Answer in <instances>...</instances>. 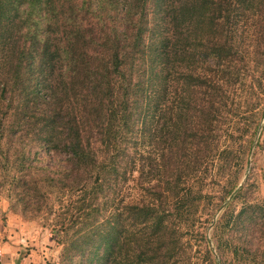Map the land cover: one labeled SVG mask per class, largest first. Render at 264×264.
<instances>
[{
	"label": "trees",
	"instance_id": "1",
	"mask_svg": "<svg viewBox=\"0 0 264 264\" xmlns=\"http://www.w3.org/2000/svg\"><path fill=\"white\" fill-rule=\"evenodd\" d=\"M256 41L264 0H0V192L43 218L62 264H196L184 234L203 199L214 197L211 224L231 197L230 253L257 264L246 233L264 201L248 199V177L240 184L264 116ZM232 123L243 129L235 150L220 144ZM148 148L161 174L130 185ZM40 151L67 161L52 172L34 163ZM216 166L227 171L218 197L204 183ZM204 238L206 264H218Z\"/></svg>",
	"mask_w": 264,
	"mask_h": 264
},
{
	"label": "rangeland",
	"instance_id": "2",
	"mask_svg": "<svg viewBox=\"0 0 264 264\" xmlns=\"http://www.w3.org/2000/svg\"><path fill=\"white\" fill-rule=\"evenodd\" d=\"M260 46H264V43L256 41L255 55L251 52V59L255 57L252 63V67L255 69L261 68L260 64L263 62L262 60L264 58V51L259 50ZM249 49L253 51V46H250ZM248 71L250 72H243V74H247L246 76L248 77L244 79V76L242 86L239 85L245 98H247L245 91L248 90L247 87L251 82V78L256 82L255 76L257 75L255 70L252 71L249 69ZM248 103V100H246L240 111H245L248 107ZM239 117L238 115L236 118ZM233 123L228 131H222L220 144L222 146L227 143H229V145L232 144L235 150L239 140L237 135L243 132V129L241 124L235 125ZM262 123L261 132L257 140L258 145L257 142L254 147L252 145L253 148L251 147L248 154L244 156L240 176V184H243L248 177V183L250 187H252L251 191H249L248 199L253 201V203L260 202V204L264 201V116L260 120L259 125ZM152 149L153 148L140 150L143 154L137 158L139 165L136 171L131 175L130 185L135 184L140 187H146V183H148L146 182L147 179L159 178L161 169H157V173L155 169L157 164L158 167H160L162 163L155 154L154 149ZM35 151H38V148L32 149L33 153ZM165 154H167V152H165ZM148 157L149 159H147ZM66 161L67 156L63 153H47L40 151L38 153V160L34 163L38 166L44 165V167L54 172L55 170L53 168L64 165ZM148 167H151L150 170L152 169V176L148 175ZM226 173L227 171L218 173V166H216V170L214 169L206 176L204 181L205 186L211 188L215 197H218L223 186L227 183ZM162 175L166 176L168 172H162ZM151 181V185H156V180ZM140 187H136L133 191H130V195L132 196L128 198V201L132 197H137ZM122 193L126 196L129 192L128 190H123ZM217 199L218 198H216V200ZM230 201L231 197L222 203V206L216 210L211 224H209L208 222L204 223V219L208 217L206 216L209 212L208 207L214 202V197L210 200L207 198L202 200V205L193 218L192 228L183 236L187 241L185 247L189 249L191 256L193 255L192 261H194V263L206 264L203 251L205 242L204 237H206L208 241L206 242L207 244L209 243L212 256L216 259L218 264H240V259H233L234 255L230 253L232 246L228 245V241H230V235L233 232L226 227L224 215L228 210L237 213L241 208V203L233 201L227 209L225 206L227 203H230ZM246 235H243L242 232H235L234 242L240 245L242 241L246 239V241H248L247 244L251 247V254H254L257 260V264H264V220L259 219L258 222L253 224L251 229L247 231ZM232 237H234V233ZM0 253L3 256V264H62L63 246L55 243L51 228L43 221L41 216H36L33 213L23 214L20 209L12 208L5 194L0 192Z\"/></svg>",
	"mask_w": 264,
	"mask_h": 264
},
{
	"label": "water",
	"instance_id": "3",
	"mask_svg": "<svg viewBox=\"0 0 264 264\" xmlns=\"http://www.w3.org/2000/svg\"><path fill=\"white\" fill-rule=\"evenodd\" d=\"M262 125H263V123L261 124V125H259V127H258V130H257V133H256V137H255V140H254V143H253V147L255 146V144H256V142H257V140H258V138H259V135H260V132H261V127H262ZM252 147V148H253Z\"/></svg>",
	"mask_w": 264,
	"mask_h": 264
},
{
	"label": "built area",
	"instance_id": "4",
	"mask_svg": "<svg viewBox=\"0 0 264 264\" xmlns=\"http://www.w3.org/2000/svg\"><path fill=\"white\" fill-rule=\"evenodd\" d=\"M0 264H3V256L1 253H0Z\"/></svg>",
	"mask_w": 264,
	"mask_h": 264
}]
</instances>
